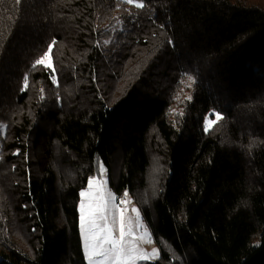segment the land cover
Returning <instances> with one entry per match:
<instances>
[{"label": "trees", "instance_id": "1", "mask_svg": "<svg viewBox=\"0 0 264 264\" xmlns=\"http://www.w3.org/2000/svg\"><path fill=\"white\" fill-rule=\"evenodd\" d=\"M118 154L141 264H264V0H0V264H87L79 193Z\"/></svg>", "mask_w": 264, "mask_h": 264}, {"label": "snow or ice", "instance_id": "2", "mask_svg": "<svg viewBox=\"0 0 264 264\" xmlns=\"http://www.w3.org/2000/svg\"><path fill=\"white\" fill-rule=\"evenodd\" d=\"M20 2L21 0H16L17 4ZM127 2L132 3L133 0ZM135 6L143 8L144 4L137 3ZM55 43L53 40L47 51L33 65V69L41 65L51 70L49 78L53 84L57 83L56 69L50 54ZM28 79L26 75L23 83L25 89L28 88ZM188 79L191 80L192 77L189 76ZM222 118L221 115H216V120ZM213 122L212 119L205 118V132ZM98 176H91L87 180V187L79 193V229L87 264H137L138 261L158 257L156 249L148 253L141 246L142 243H150L151 237L141 222L140 213L136 208L131 209V212L135 213L134 218L128 215L127 204L130 201L127 191L117 202V196L107 187L106 169L103 165L98 169Z\"/></svg>", "mask_w": 264, "mask_h": 264}, {"label": "rangeland", "instance_id": "3", "mask_svg": "<svg viewBox=\"0 0 264 264\" xmlns=\"http://www.w3.org/2000/svg\"><path fill=\"white\" fill-rule=\"evenodd\" d=\"M133 5L135 6L136 4H133ZM116 31H118V32H124V30H123V28L121 27L120 24L114 26V28L112 29V32L114 34H115ZM110 42H111V40H107V41L104 42V45L105 46H108ZM216 115L217 114H214V116L211 117L214 122L209 127V129H211L213 127V125L218 121V120H216ZM103 167H104V169H106V178H107V181H108L107 187H108V189L114 195L117 196V198H118L117 202H119V199H122L123 198V195L121 197H119L116 194L115 189L111 186V183L112 184H115V185H118L119 182H120V178H121L122 171H123V160H122V157L118 154L113 159L111 170L109 168H107L106 166H104V165H103ZM98 178H100V177L98 176ZM128 200L130 201V203L127 204V207L129 209L128 215L129 216H132L134 218L135 217V213L131 212V209L132 208H136L139 211V213H140L141 222L143 223V225L145 226V228L147 229V231H148V233H149V235L151 237V242L150 243L145 242V243H142L141 246L143 247V249H144L145 252L151 253L153 251V249H156L157 252H158V257L152 258V259H149V260H146V261H138L137 264H141V263H144V262L145 263H147V262H153V263H155V262H157L160 259V256H161L160 255V250H159L158 246L156 245V243L154 242V239L152 237V234H151V232H150L147 224L144 222V220L142 218V214H141V211H140L138 205L136 204L135 200L133 199V197L129 193H128ZM121 207H124V205H121ZM86 262H87V259H86Z\"/></svg>", "mask_w": 264, "mask_h": 264}]
</instances>
